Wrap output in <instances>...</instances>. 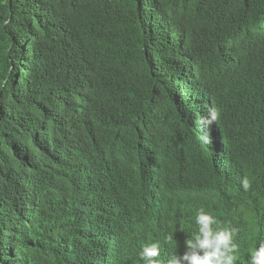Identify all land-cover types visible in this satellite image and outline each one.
<instances>
[{"label": "trees", "instance_id": "1", "mask_svg": "<svg viewBox=\"0 0 264 264\" xmlns=\"http://www.w3.org/2000/svg\"><path fill=\"white\" fill-rule=\"evenodd\" d=\"M202 207L248 264L264 0H0V264H141L152 243L167 264Z\"/></svg>", "mask_w": 264, "mask_h": 264}, {"label": "clouds", "instance_id": "2", "mask_svg": "<svg viewBox=\"0 0 264 264\" xmlns=\"http://www.w3.org/2000/svg\"><path fill=\"white\" fill-rule=\"evenodd\" d=\"M5 24L8 21H4ZM218 109L210 107L207 115L200 118L198 125L205 133L201 137L204 143L210 142L208 133L220 119ZM241 186L245 191L252 187V181L244 178ZM196 230L185 240L186 250L182 255L172 254L167 264H234L239 259L240 249L236 242L240 229L231 222L224 223L217 216L200 208L194 219ZM161 255L158 243L144 246L139 253L141 264H160ZM248 264H264V243L250 249Z\"/></svg>", "mask_w": 264, "mask_h": 264}, {"label": "bare ground", "instance_id": "3", "mask_svg": "<svg viewBox=\"0 0 264 264\" xmlns=\"http://www.w3.org/2000/svg\"><path fill=\"white\" fill-rule=\"evenodd\" d=\"M211 53V52H210Z\"/></svg>", "mask_w": 264, "mask_h": 264}]
</instances>
